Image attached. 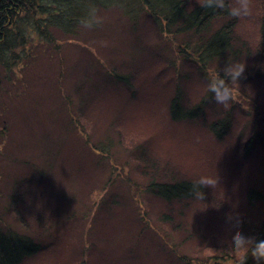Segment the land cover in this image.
I'll return each mask as SVG.
<instances>
[{
    "label": "rangeland",
    "instance_id": "rangeland-1",
    "mask_svg": "<svg viewBox=\"0 0 264 264\" xmlns=\"http://www.w3.org/2000/svg\"><path fill=\"white\" fill-rule=\"evenodd\" d=\"M247 3L235 17L250 56L221 66L234 75L232 99L213 100L195 121L170 114L177 87L187 109L208 92L179 55L189 36L117 7L98 10L78 38L56 33L59 48L27 32L35 40L24 60L10 73L0 67V229L40 246L18 264H264L250 251L264 202L247 197L264 194V146L255 139L243 153L264 136V0ZM227 116L219 140L210 126ZM153 180L200 182L207 195L173 208L148 189Z\"/></svg>",
    "mask_w": 264,
    "mask_h": 264
},
{
    "label": "trees",
    "instance_id": "trees-1",
    "mask_svg": "<svg viewBox=\"0 0 264 264\" xmlns=\"http://www.w3.org/2000/svg\"><path fill=\"white\" fill-rule=\"evenodd\" d=\"M223 5L219 6V0H212L211 3L205 0L197 3L192 9L189 0H0V67L10 73L24 60L23 55L27 52L28 44L35 40L32 33H35L39 40L53 42L59 48L58 39L54 41L56 33L78 38L87 30H94L98 10L117 7L130 13L132 16L130 18L134 22H137L141 14L146 15L160 32L170 34L175 30V34L189 36L179 55L186 61L196 63L199 74L205 76L209 83L210 75H225L227 70L222 71V65L244 57L248 58L251 53L246 42L242 43L237 35L239 25L236 17L231 14V4L228 0H223ZM261 24V40L257 55L264 61V18ZM29 31H32L30 35L27 34ZM233 76L226 79L232 81ZM113 77L117 81L128 82V78L122 75L117 74ZM176 93L171 101L170 114L172 119L178 122L195 121L204 117L205 108L213 101L212 93L208 90L200 103L187 109L182 106L178 87ZM66 99L70 105L72 103L70 97ZM73 111L71 108L67 113L69 119ZM72 120L77 122L74 117ZM230 128L228 116L216 120L210 126V130L219 140L228 135ZM68 130L73 134L76 132L73 126ZM81 133L84 134L83 131ZM256 134L248 141L243 152L246 155L255 147V139H258L262 147L264 146V136ZM86 143H90L89 139ZM94 149L95 147L92 150ZM148 189L154 196L168 201L172 207L181 203L187 208L189 204L194 203L193 201L198 200V197L202 199L207 195L205 185L190 180L176 183H160L153 180ZM247 197L250 202H264V194L254 188L248 191ZM263 235L264 232L259 233L257 238L259 243L264 241ZM39 247L12 229H0V264H18L37 253Z\"/></svg>",
    "mask_w": 264,
    "mask_h": 264
},
{
    "label": "clouds",
    "instance_id": "clouds-1",
    "mask_svg": "<svg viewBox=\"0 0 264 264\" xmlns=\"http://www.w3.org/2000/svg\"><path fill=\"white\" fill-rule=\"evenodd\" d=\"M211 3L212 0H209ZM219 6L223 7V0H219ZM249 10V5L247 0H240V4L238 7H234L231 10V14L233 16H240L242 13L247 14ZM243 70L241 69L240 72ZM230 72H226L224 76L213 75L208 83V90L212 93V99L215 100L217 104L227 105L229 101L232 99V89L226 82V77H231ZM236 75H240V73H236ZM243 238H238L237 243H241ZM244 255V252H241V256ZM253 256L259 262L264 259V241H261L256 248L253 250Z\"/></svg>",
    "mask_w": 264,
    "mask_h": 264
}]
</instances>
